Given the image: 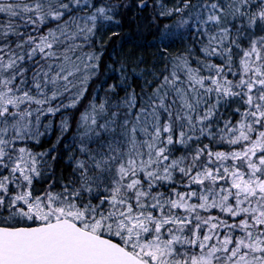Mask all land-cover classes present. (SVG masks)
I'll return each mask as SVG.
<instances>
[{
  "label": "snow or ice",
  "instance_id": "obj_1",
  "mask_svg": "<svg viewBox=\"0 0 264 264\" xmlns=\"http://www.w3.org/2000/svg\"><path fill=\"white\" fill-rule=\"evenodd\" d=\"M125 18L164 67L81 111ZM0 264H264V0H0Z\"/></svg>",
  "mask_w": 264,
  "mask_h": 264
},
{
  "label": "trees",
  "instance_id": "obj_2",
  "mask_svg": "<svg viewBox=\"0 0 264 264\" xmlns=\"http://www.w3.org/2000/svg\"><path fill=\"white\" fill-rule=\"evenodd\" d=\"M163 2L168 3V0H163ZM168 6H171V4L169 3ZM151 16L152 8H145L142 13L137 16V20L141 25H144L145 23L150 25ZM135 26L134 23L125 18L122 30L118 37H112V39L109 40L111 30L104 32L98 31L97 36L93 38L92 45L85 46L82 53H77L78 55L88 52H93L96 55L103 53L99 62V71L92 70L94 74L89 81V92L86 94L87 98L80 106L81 111L83 110V106L87 104L88 99L91 98L92 94L97 95L99 100L102 101L106 95H109L108 88L110 85L119 86V78L121 76L119 69L122 65L128 70V75L130 77L129 83L136 87L137 91H139V87L143 81L137 76L132 75L131 70L138 59H143V63H141L138 68L145 71L147 79H151V76L148 73L153 70V65L156 66L154 69L156 72H159L164 67L165 61L157 59L155 48L148 47L137 41L134 32L131 37L129 36V33L135 28ZM160 26L163 27V22H161ZM172 54H176V50H173ZM112 95L115 94L113 93ZM120 95H123L122 91ZM47 119H53L55 127L53 128L51 135L42 138L41 145H33L35 149L40 151L51 148V145L55 143L56 138L59 135V115L55 118L48 117ZM45 122L47 121L45 120ZM61 150L62 145H58L57 154Z\"/></svg>",
  "mask_w": 264,
  "mask_h": 264
}]
</instances>
